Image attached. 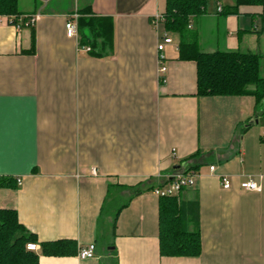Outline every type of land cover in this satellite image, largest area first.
Segmentation results:
<instances>
[{
    "label": "crops",
    "instance_id": "0c3cea01",
    "mask_svg": "<svg viewBox=\"0 0 264 264\" xmlns=\"http://www.w3.org/2000/svg\"><path fill=\"white\" fill-rule=\"evenodd\" d=\"M50 2L18 0L23 16L39 14L32 28L0 25V179L20 180L0 187V209L37 242L93 245L94 257L39 255L38 264H264V102L198 97L196 65L177 60L171 35L159 82L166 33L152 19L164 0ZM208 2L189 24L201 52L264 55L261 7L222 16L217 7L233 3ZM87 7L112 23L100 58L65 35L68 15ZM192 166L194 185L178 197L197 204L201 253L161 257L152 191ZM248 178L259 192L240 190Z\"/></svg>",
    "mask_w": 264,
    "mask_h": 264
},
{
    "label": "trees",
    "instance_id": "16d2710c",
    "mask_svg": "<svg viewBox=\"0 0 264 264\" xmlns=\"http://www.w3.org/2000/svg\"><path fill=\"white\" fill-rule=\"evenodd\" d=\"M208 1L164 0L160 23L165 33L174 37L177 42V60L195 63L198 97L251 96L257 105L263 103L264 75H260V70L264 55L237 51L203 53L199 50L197 35L189 29V24L192 18L204 13ZM241 6L262 8L258 33L264 37V0H234L232 5L222 6L219 13L222 16L237 15ZM78 13L79 45L88 48L89 56L102 57L104 50L109 49L112 43L111 20L93 16L88 7L79 10ZM0 16L13 17L12 23H17V19L23 16L18 10V0H0ZM34 43L32 31L29 54L34 52ZM197 154L187 160L196 157ZM196 169L198 166H192L184 173ZM3 186L14 188L16 179H0V187ZM157 207L159 256L172 258L199 256L201 240L197 204H186L177 195L158 198ZM28 243L38 244L39 252L27 250ZM77 249L74 240L37 242L36 236L19 222L14 210L0 209V264H38L39 255L69 257L75 256Z\"/></svg>",
    "mask_w": 264,
    "mask_h": 264
},
{
    "label": "built area",
    "instance_id": "2783aa9c",
    "mask_svg": "<svg viewBox=\"0 0 264 264\" xmlns=\"http://www.w3.org/2000/svg\"><path fill=\"white\" fill-rule=\"evenodd\" d=\"M221 8L217 7V11L220 12ZM79 13L74 11L72 14L68 15L66 22L64 24L65 35L67 38L77 37V19L79 18ZM39 19V14L21 16L17 19V23L13 24V17L10 16H0V25H11L20 28H30L33 27L35 22ZM161 15H155L152 19L154 26L161 24ZM172 40L165 34L161 41L156 46L157 51V78L159 82H163V76L166 71V67L163 64L162 51L165 45L171 44ZM88 50V48H87ZM209 171L213 172L214 167L210 166ZM16 184L20 185V180L16 179ZM194 185V176L190 173H175L166 177V181L163 185L156 186L152 193L158 197H173L177 196L182 190L190 188ZM220 185L223 190H229L231 187V182L226 177H220ZM240 190L244 192H259L260 186L251 178L239 183ZM26 249L29 251L37 252L39 246L35 243H28ZM77 257L81 260L90 259L94 257V246L89 245L85 248H79L77 252Z\"/></svg>",
    "mask_w": 264,
    "mask_h": 264
},
{
    "label": "rangeland",
    "instance_id": "374dc122",
    "mask_svg": "<svg viewBox=\"0 0 264 264\" xmlns=\"http://www.w3.org/2000/svg\"><path fill=\"white\" fill-rule=\"evenodd\" d=\"M37 5H42L41 0H35ZM230 1L233 3V0H221V2L223 4H229ZM54 2H56V0H51L49 7H54ZM212 2H208V6L211 4ZM161 9V8H160ZM260 75L263 76L264 75V59L262 60V64H261V70H260Z\"/></svg>",
    "mask_w": 264,
    "mask_h": 264
},
{
    "label": "water",
    "instance_id": "95a60500",
    "mask_svg": "<svg viewBox=\"0 0 264 264\" xmlns=\"http://www.w3.org/2000/svg\"><path fill=\"white\" fill-rule=\"evenodd\" d=\"M256 122V121H255Z\"/></svg>",
    "mask_w": 264,
    "mask_h": 264
}]
</instances>
